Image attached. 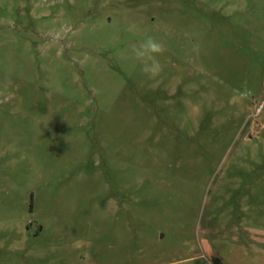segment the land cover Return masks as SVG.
I'll return each mask as SVG.
<instances>
[{"label":"rangeland","instance_id":"rangeland-1","mask_svg":"<svg viewBox=\"0 0 264 264\" xmlns=\"http://www.w3.org/2000/svg\"><path fill=\"white\" fill-rule=\"evenodd\" d=\"M217 263L264 264V0H0V264Z\"/></svg>","mask_w":264,"mask_h":264},{"label":"clouds","instance_id":"clouds-1","mask_svg":"<svg viewBox=\"0 0 264 264\" xmlns=\"http://www.w3.org/2000/svg\"><path fill=\"white\" fill-rule=\"evenodd\" d=\"M135 56L143 60L142 71L150 77L155 76L161 70V65L156 59V55L163 52L162 45L152 37H147L140 43L138 48L134 49Z\"/></svg>","mask_w":264,"mask_h":264},{"label":"trees","instance_id":"trees-1","mask_svg":"<svg viewBox=\"0 0 264 264\" xmlns=\"http://www.w3.org/2000/svg\"><path fill=\"white\" fill-rule=\"evenodd\" d=\"M217 264H221V263H217Z\"/></svg>","mask_w":264,"mask_h":264}]
</instances>
